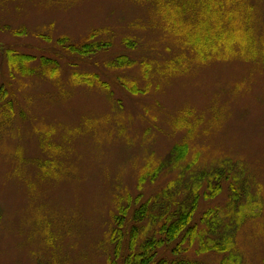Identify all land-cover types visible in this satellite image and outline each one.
<instances>
[{"label":"rangeland","instance_id":"obj_1","mask_svg":"<svg viewBox=\"0 0 264 264\" xmlns=\"http://www.w3.org/2000/svg\"><path fill=\"white\" fill-rule=\"evenodd\" d=\"M230 1L222 44L206 54L184 48L148 0H0V264H109L120 196L144 202L204 172L194 224L206 230L211 210L219 223L229 211L244 222L230 253L198 254L217 238L196 237L178 256L264 264V0ZM94 31L106 51L80 58L58 43L81 44ZM2 48L57 57L60 74L22 77ZM121 55L128 66L110 69ZM185 143L179 167L139 184L147 166ZM220 172L229 182L204 199ZM233 181L246 191L237 209ZM162 256L171 254L161 250L156 261Z\"/></svg>","mask_w":264,"mask_h":264},{"label":"trees","instance_id":"obj_2","mask_svg":"<svg viewBox=\"0 0 264 264\" xmlns=\"http://www.w3.org/2000/svg\"><path fill=\"white\" fill-rule=\"evenodd\" d=\"M148 1L159 10L162 18L168 23L169 29L183 40L181 41L185 46L182 45L184 48L189 49L191 52H205L208 54L221 46L224 39V35L220 32L224 26L222 18L227 12V7L233 1ZM97 34H99V31L92 32L81 44L70 45L67 37H62L58 40V43L66 53L86 58L108 49V43L101 44L95 41ZM125 45L129 46L130 43L127 42ZM2 50L4 52L5 50L8 51L7 61L10 70L12 69L22 77L36 75L53 79L60 74L61 64L57 57L44 54L36 57L12 48H2ZM127 59L124 55L118 56L115 61L108 63L107 66L110 69H124L128 66L126 65ZM31 64H37V66L31 68ZM75 75L80 78V75L76 73ZM91 76L100 82L99 73H94V75L86 73L81 78L88 81ZM101 84L105 87V84ZM132 93L138 95L141 91L133 90ZM188 149L187 143L175 146L169 153L168 161L158 164L155 168L149 165L144 169L139 177V184L142 185L148 180L154 183L163 169L173 170L179 167L185 161ZM206 177L205 172L201 173L199 178H193L192 185L189 186L184 183L183 188L177 183L170 184L154 198L144 202H140V195L136 198L129 195L120 196L115 206L117 212L112 215V222L107 233L109 244L114 249L113 255L109 257V264H118L121 251L125 247L126 230H129L127 243L129 252L126 258H123V264H199L198 261L186 260L178 256L183 252L182 245L189 239L193 241L196 237L217 238L211 244L203 241L201 249L197 250L198 254L202 252L230 253L229 247L233 244V237H237L241 229V222H244L243 217L236 219L228 210L229 213H226V217H228L229 222H223L224 220L221 219L222 222L219 223L216 219L218 211L211 210L203 218L206 230L200 231L199 225L194 224L195 214H197L199 202L202 199L200 193L202 189L201 180ZM229 180L230 178L226 177L224 172L218 173L215 179L209 181L208 194H204L203 198L206 200L216 198L222 192L224 182H229ZM236 183L235 181L230 183L232 203L229 206L234 209L240 206L241 201L244 200L243 195L246 193V191H243L244 194L242 195L243 188L236 189ZM242 185L244 184L242 183ZM145 221L150 222V230L142 227V223L144 224ZM125 227L127 228L125 229ZM148 233H151V235H148ZM143 235H146V238L141 239ZM138 243L140 245L137 247ZM174 245H177V248ZM161 250L169 252L171 257L165 258L162 256L159 261H156ZM233 256L231 255L230 259L226 257L219 264H234L231 262Z\"/></svg>","mask_w":264,"mask_h":264}]
</instances>
